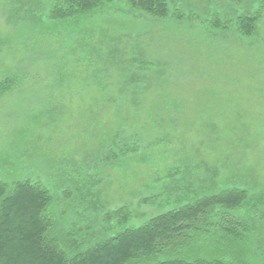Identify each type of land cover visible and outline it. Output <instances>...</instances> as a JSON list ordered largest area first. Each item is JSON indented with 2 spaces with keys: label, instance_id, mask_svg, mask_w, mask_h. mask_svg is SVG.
<instances>
[{
  "label": "trees",
  "instance_id": "trees-1",
  "mask_svg": "<svg viewBox=\"0 0 264 264\" xmlns=\"http://www.w3.org/2000/svg\"><path fill=\"white\" fill-rule=\"evenodd\" d=\"M221 1L208 0L209 8H215L220 2L231 11L213 10L205 19L203 12L207 6L193 10L190 4L183 6L179 0H0L2 26L10 28L0 31V96L21 87L27 78L24 72L12 69L26 59V56L22 60L15 59L13 45L28 49L33 33V30L26 32L28 20L67 22L118 8L134 21L148 23L143 20L147 17L168 25L197 23L232 32L240 38H253L262 18L263 0H259L261 4L255 8L252 0H247L240 11L230 8L227 0ZM124 38L132 37L125 35ZM97 48H90L80 59H73L75 68H85L83 73L77 72L75 83L93 89L88 114L83 113L87 128L92 127L86 129L85 126L83 137L102 139L108 133L104 134L100 127L108 128L112 121L113 127L108 129L112 130L113 138L104 144L95 142V160L62 158L56 165L49 162L50 172H67L69 176L62 182L69 183L74 175L91 177L89 173L96 172L88 181L92 189L97 185L100 169L106 165L114 162L115 166L121 165L129 155L138 152H141L138 154L141 162L151 164L156 160L163 165L162 160L168 154L176 165H165L163 175L155 178V183L161 185L158 193L143 196L136 202L139 207H159L164 203L168 209L134 225L131 222L136 214L130 204L101 210L97 201H73V187L69 184L68 189L63 190L62 201L70 202L74 214L63 218L69 213L66 209L55 212L62 202L58 204L52 187L39 178H19V171L25 169L23 161L15 160L11 162L12 168L0 169V264H237L226 259V252L216 244L222 238L239 236L246 231L248 215L264 218V211L252 210L264 202V194L258 188L254 191V184L242 177L214 178L230 167L225 149L221 150L224 152L220 156L222 162L216 166L213 161L200 158L202 150H220L222 141H227L226 134L232 133L235 126L216 121H186L180 117L183 112L170 94L162 105H142L146 92L160 89L159 77H166L162 80L163 86L179 87L173 75L180 70L175 68L168 74L169 62L163 64L161 55L163 48L155 47L149 53L142 48L137 54L131 53V47L111 49L105 60L99 58ZM118 52L127 57L124 64L108 65ZM8 56L14 57L10 64L4 60ZM68 60L67 55H62V66L55 68L53 78L47 81L39 78L40 82L44 81L43 85L48 87L56 83L61 90L68 78ZM26 61L34 63L28 56ZM49 63L43 62L45 66ZM36 78L33 77V84L40 85ZM55 108L59 106L45 109L43 120L57 118L59 111ZM168 148L174 150L168 152ZM185 152H190L194 159L192 167L188 164L191 156ZM44 158L53 160L51 156ZM204 162L211 165L203 166ZM182 167L189 169V175L182 174ZM200 170H203L201 174ZM185 177L186 192L179 188ZM203 179L207 180L204 185L201 184ZM246 206L250 209L240 211Z\"/></svg>",
  "mask_w": 264,
  "mask_h": 264
},
{
  "label": "rangeland",
  "instance_id": "rangeland-1",
  "mask_svg": "<svg viewBox=\"0 0 264 264\" xmlns=\"http://www.w3.org/2000/svg\"><path fill=\"white\" fill-rule=\"evenodd\" d=\"M246 2L247 0H227L226 3L230 8L240 11ZM252 2L254 8L264 4V0L261 3L259 0ZM179 3L186 7L190 4L193 10L207 6L208 9L203 12L205 19L214 13L213 10L231 11L219 4L220 2L219 6L215 5L216 9H211L208 0H179ZM143 20L148 23L134 21L118 8L67 22L28 20L26 32L33 30L28 49L13 45L15 59L20 57L19 60H22L24 56L26 59L12 70L24 72L27 78L21 87L0 96V169L12 168L11 162L15 160L23 161L25 170L21 169L18 177L39 178L50 185L58 204L62 202L60 207L55 208V212L66 209L69 213L64 214L63 218L74 214L70 210V202L67 204L62 201L63 190H67L69 184L73 187V201H97L101 210H113L120 205L130 204L136 214L131 222L134 225L168 209L164 203L159 207L136 205L139 198L158 193L157 188L161 185L155 183V178L163 175L166 170L164 166L176 165L168 154L162 160L163 165L156 160L151 161V164L141 162L138 156L141 152L129 155L121 165L115 166V162L106 165L100 169L97 185L92 189L89 188L88 181L96 172L91 171V177L85 174L74 175L70 183L62 182L69 176L67 172H50L52 167L49 162L56 165L62 158L81 161L88 157L95 160V142L104 144L106 140L113 138L112 130L108 129L113 127L112 121L108 123V128L100 127L104 134L108 133L102 139H85L86 135L83 137L86 126L83 113L88 114V103L91 101L90 94L93 89L75 83L77 72L83 73L85 68H75L73 59L84 57L95 46L98 47L101 60L107 59V52L111 49L131 47V53L137 54L142 48L147 53L152 52L155 47L159 50L163 48L161 55L163 64L169 62L166 68L168 74L175 68L180 70L173 75L179 87L170 89L163 86L162 80L166 77H159L160 89L146 92L142 97L145 99L142 105H162L170 94L183 112L180 117L186 121H216L235 126L232 133L226 134L227 141H222L220 150H202L203 155L200 158L207 162L213 161L216 166L222 162L220 156L224 152L221 150L225 149L231 162L230 167L221 176L214 178L242 177L246 182L254 184V191L258 188L264 194V6L257 31L251 39L240 38L232 32L211 29L197 23L168 25L147 17ZM8 29L10 28L2 26L0 20V31L6 32ZM125 35L132 38L126 39ZM15 48L19 51L16 52ZM64 54L70 59V67L67 70L68 78L60 87L61 90L56 83L53 87L44 86L45 82L41 83L39 78L46 81L53 78L55 68L62 66L60 61ZM117 54L112 62L108 63L107 60L108 65L124 64L127 57L121 55V52ZM27 56L34 63L26 61ZM14 57L8 56L4 60L10 64ZM43 62L50 63L45 66ZM35 76L40 85L33 84ZM55 106H59L55 108V111H59V116L49 121L43 120L42 113L46 112L45 109ZM90 128L86 126V129ZM170 150L174 149H167L168 152ZM185 154L191 156L190 161L186 162L189 161L188 164L192 167L194 159L191 153ZM45 156H51L53 160L47 161ZM201 164L211 165L206 162ZM188 171L187 167L181 169L183 175H189ZM201 172L203 170H200V174ZM203 180L202 185L207 182ZM187 186L185 177L179 188L184 191ZM246 209L250 208L246 206L240 211ZM253 209L264 211V202H260L256 208L252 207ZM216 246L222 248L226 252V259L233 263L264 264V218L248 215L246 231L239 236L222 238Z\"/></svg>",
  "mask_w": 264,
  "mask_h": 264
}]
</instances>
